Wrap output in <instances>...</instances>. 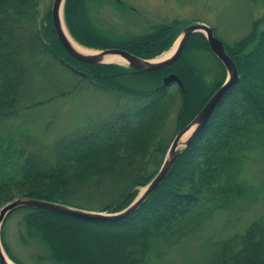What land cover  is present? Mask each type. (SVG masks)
<instances>
[{"label":"trees","instance_id":"1","mask_svg":"<svg viewBox=\"0 0 264 264\" xmlns=\"http://www.w3.org/2000/svg\"><path fill=\"white\" fill-rule=\"evenodd\" d=\"M103 1L65 2L67 29L82 46L117 48L153 60L174 44L178 21L144 34L104 29L98 18ZM40 2L0 0V124L20 110L30 49L50 55L82 81L115 94L123 104L96 128L59 141L49 156L0 134V208L16 199H37L92 212H122L157 175L171 145L172 137L167 139L164 129L172 114V94L164 79L174 74L180 81L176 135L223 86L226 70L203 33L190 38L177 62L158 71L79 62L58 40L50 9L40 19ZM116 5L123 10L119 0ZM29 23L33 28L26 30ZM224 45L237 66L238 82L167 179L133 214L120 221L99 222L20 208L7 216L6 220L26 212L20 239L43 246L48 257L40 259L53 264H153L156 247L163 241L170 243L175 235L184 236L182 229L193 221L192 213L201 204L229 205L246 192L236 168L242 152L264 133V16L243 39ZM1 242L13 263L24 264L6 243L4 224ZM206 264H264V220L253 221L243 235L220 243Z\"/></svg>","mask_w":264,"mask_h":264},{"label":"rangeland","instance_id":"2","mask_svg":"<svg viewBox=\"0 0 264 264\" xmlns=\"http://www.w3.org/2000/svg\"><path fill=\"white\" fill-rule=\"evenodd\" d=\"M53 1L41 0L40 19L49 9L51 11ZM119 1L123 4V10L116 8V0L110 4L103 1L98 18L103 20L104 29L108 31L144 34L155 26L179 22L174 44L153 60L162 59L171 53L178 44L182 29L188 25L206 24L223 43L233 45L247 36L256 20L264 16V0L256 3L250 0ZM31 28L32 24L26 25V30ZM25 62L29 76L23 102L18 112L2 121L0 134L11 136L22 145L49 156L59 141L96 128L120 111L123 101L115 94L98 90L82 81L50 55L30 49L26 53ZM116 65L129 68L128 64ZM178 87L177 83L169 86L172 114L164 133L167 139L172 137L171 144L177 135L174 133L175 113L180 105ZM236 176L246 192L229 205L212 202L201 204L192 213L193 221L182 229L186 232L184 236L175 235L170 243L163 241L156 247L152 256L153 264H206L220 243L243 235L253 221L264 220V133L256 136L249 148L240 155ZM143 189H139L136 198ZM25 213L19 211L5 220L6 243L24 264H53L40 259L48 257V252L38 242H23L20 239L24 232L22 218Z\"/></svg>","mask_w":264,"mask_h":264},{"label":"water","instance_id":"3","mask_svg":"<svg viewBox=\"0 0 264 264\" xmlns=\"http://www.w3.org/2000/svg\"><path fill=\"white\" fill-rule=\"evenodd\" d=\"M65 2L66 0L53 1L51 9L52 23L57 38L61 42L67 53L79 62L92 65L116 64L110 63L108 62V60L111 57L118 56L127 62L129 68L134 69L137 72L146 73L158 71L165 69L177 62L186 49L190 38L196 33H203L207 38L210 50L215 55V57L223 64L227 73V79L223 86L214 94L207 105L203 108V110L196 116V118L184 129L180 130L177 133L172 144L169 147L165 160L157 175L144 187L143 191L136 198V200L122 212L115 214H106L86 211L37 199H16L6 204L1 209L0 230L7 216L20 208H32L78 219L99 222L120 221L129 217L136 210H138L167 179L170 171L172 170L179 157L182 155L183 151L192 144L194 139L208 124L215 109L217 108L223 97L234 85H236L239 80L237 66L232 58L228 55L224 43L215 36V32L211 27L203 23L191 24L183 28L174 52L168 58L162 60L142 59L128 51L117 48L100 50L94 54L82 52L74 45L65 31L61 17L62 9L64 10L65 8ZM175 83L180 84V81L174 74L164 79L165 86H170ZM0 262L2 264H15L7 257L1 240Z\"/></svg>","mask_w":264,"mask_h":264},{"label":"bare ground","instance_id":"4","mask_svg":"<svg viewBox=\"0 0 264 264\" xmlns=\"http://www.w3.org/2000/svg\"><path fill=\"white\" fill-rule=\"evenodd\" d=\"M61 17H62V22L64 24V28H65V31L68 35V37L70 38V40L74 43V45L82 52H85V53H89V54H94V53H97L95 51H90L88 50L87 48H84L83 46L79 45L70 35V33L68 32L67 30V27H66V24H65V20H64V10L62 9V12H61ZM176 46L174 47L173 51H171V53H169L167 56H165L164 58L162 59H165V58H168L175 50ZM162 59H157V60H162ZM108 62L110 63H119V64H127L126 61H124L122 58L118 57V56H114V57H111Z\"/></svg>","mask_w":264,"mask_h":264}]
</instances>
